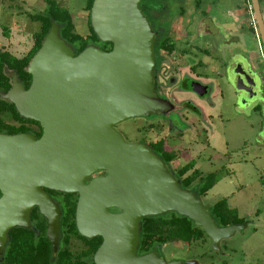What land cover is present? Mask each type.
Returning a JSON list of instances; mask_svg holds the SVG:
<instances>
[{
	"label": "water",
	"instance_id": "obj_1",
	"mask_svg": "<svg viewBox=\"0 0 264 264\" xmlns=\"http://www.w3.org/2000/svg\"><path fill=\"white\" fill-rule=\"evenodd\" d=\"M140 2L94 0L91 26L101 43L113 45L111 52L89 46L76 55L53 22L28 67L30 88L8 75L11 90L0 92V99L39 123L43 133L40 139L0 133V255L11 230L32 228L35 208L47 219V236L57 251L62 212L47 190L79 196V234L103 239L95 264H193L167 261L156 251L139 255L144 218L168 213L187 217L205 231L215 251L248 228L247 220L219 227L213 205L185 189L152 148L128 143L116 130L122 122L168 109V101L154 89L156 34ZM252 4L264 45L259 0ZM234 73L255 84L253 71L247 74L238 67ZM236 88L242 90L238 82ZM102 172L106 175L96 177Z\"/></svg>",
	"mask_w": 264,
	"mask_h": 264
},
{
	"label": "rangeland",
	"instance_id": "obj_2",
	"mask_svg": "<svg viewBox=\"0 0 264 264\" xmlns=\"http://www.w3.org/2000/svg\"><path fill=\"white\" fill-rule=\"evenodd\" d=\"M57 1L72 12L76 32L86 37L90 31L88 12L84 11L85 0ZM260 1L264 13V0ZM209 3L210 0H203L202 10ZM219 3L213 8L211 16L225 25L228 18L226 12H222L224 0H219ZM244 3L243 0H234L235 5ZM185 4L192 6L193 3L185 1ZM173 6L161 22L175 26L176 32L182 28L183 23L187 27L192 26L195 21H189V17L181 21L177 18V7ZM45 12L44 0H0V49L17 58L26 56L34 45L33 35L40 29V24L32 22L29 15H43ZM195 18L198 19V16ZM4 28L8 29L9 38L4 35ZM217 28L222 27L217 25ZM212 42H216L214 38ZM212 57L218 60L212 64L215 69H199L200 76H197L201 82L208 80L212 83V94L208 101L190 93L182 94L178 87L171 88L169 92L177 105L176 111L180 112L183 102L192 100L204 115L198 119L196 115L189 113V122H198L199 126L198 132L187 141H165L168 142L167 150L178 154V158L170 166L178 169L195 161V169L202 172L203 176L224 171L223 179L202 200L205 204L214 205L222 199H228L230 206L237 209L240 216L250 224L243 233L225 240L221 251L213 250L209 240L207 243H194L190 246L184 243L168 244L160 247L159 253L167 261L193 264H264V152L261 158L253 156L258 151V137L264 139V105L261 104L256 109L254 107L257 101L244 105V97L237 102L235 75L231 74V79L226 83L220 71L217 48L212 49ZM6 74L10 75L12 72L7 71ZM148 121L150 122L148 118H134L118 124L116 130L128 143H139L146 137L147 140L152 139L153 134L148 135L143 130ZM246 145L252 148L249 156L245 152ZM257 212L259 215H256Z\"/></svg>",
	"mask_w": 264,
	"mask_h": 264
},
{
	"label": "trees",
	"instance_id": "obj_3",
	"mask_svg": "<svg viewBox=\"0 0 264 264\" xmlns=\"http://www.w3.org/2000/svg\"><path fill=\"white\" fill-rule=\"evenodd\" d=\"M44 2L46 4L45 14L29 15L32 22L40 24L39 31L33 35L34 45L31 51L23 58H17L9 52L0 50V92H8L11 89L7 71L16 75L26 90L30 88L32 76L28 72V67L40 50L53 22L60 26L61 37L68 42L76 55L82 53L91 44L100 43L90 20L94 0H85L84 9L88 12L90 30V34L86 37L76 32L74 16L67 7L57 0H44ZM3 32L9 38L8 29L4 28ZM0 133L31 134L39 138L42 136L43 129L39 123L22 117L14 104L0 100ZM154 151L168 164L178 158L175 152L167 150L163 142L156 144ZM195 167L196 162L192 161L176 172L185 189H192L196 196L203 197L223 179L224 171L203 176L202 172ZM189 172L192 174L189 175ZM47 193L59 205L62 212L57 251L54 250L47 236V219L41 215L38 208H35L31 214V229L16 228L9 232L8 245L4 254L0 255V264H95L94 256L102 245L103 239H87L79 234L76 226L79 196L48 190ZM211 213L219 227L241 226L245 223V219L240 216L238 210L230 206L228 199L215 203ZM140 235L139 255L154 251L160 254V247L168 244L184 243L190 246L194 243H207L210 240L205 231L197 227L192 220L176 213L144 218Z\"/></svg>",
	"mask_w": 264,
	"mask_h": 264
},
{
	"label": "flooded vegetation",
	"instance_id": "obj_4",
	"mask_svg": "<svg viewBox=\"0 0 264 264\" xmlns=\"http://www.w3.org/2000/svg\"><path fill=\"white\" fill-rule=\"evenodd\" d=\"M185 1L192 2V6H190L191 4L186 5ZM210 1L211 3L208 4L205 10H202L203 0H141L140 2L141 9L156 34L154 45L155 66L153 70L155 77L154 89L162 99L168 101V109L158 115L148 117L150 122L148 121L143 128L148 132V135L153 134L152 139L147 140L146 137L142 141L140 140L139 143L147 145L153 151L155 145L160 142H163L166 147L168 142L165 141L184 142L191 138V135L195 132H198L199 123L193 121L190 123L189 113L191 112L200 119L204 116L201 108L192 100H186L183 102L180 112L176 111L177 105L169 92L171 88L178 87L179 92L182 94L190 93L203 101H208L209 96L212 94V83L208 80L201 82L197 76H200L199 69L207 70L210 67H212L211 70L215 69L212 64L218 60H214V57H212V49L214 48H217L219 53L217 59L220 60V71H222V78L226 83L231 79V74L235 75L234 72L238 67H241L247 74L253 71L252 78L255 82L253 85H250V83L252 84L250 79L247 83L243 81V77L237 79V75L234 76L236 83L238 82L242 89L240 91L236 90V101L238 102L239 98L242 97H244V105L257 101V103L255 102L257 104L254 107L255 109L261 104L264 105V45L254 18L252 0H243L245 2L243 5L233 4V6L229 5L232 0H224L225 5L222 6V12H226L225 15L228 18L225 25H221L219 19L217 21L211 16L213 8L216 7V4H220L219 0ZM259 3L264 19L260 0ZM173 5L177 7V18L182 21L189 17V21H195L192 26L187 27L183 23L182 28L176 32L175 26H168L167 23L161 22L165 14L173 9ZM232 7L237 10L234 14ZM195 16H198V19ZM217 25L222 28L218 29ZM212 38L217 42V45L216 42H212ZM107 44L100 42L93 43L90 46H95L105 52H111L113 45ZM1 51L7 52L5 50ZM234 79L232 78V80ZM248 90L249 92H247ZM236 107L238 106L236 105ZM35 137L37 139L41 138ZM175 153L177 154V152ZM178 169H173L176 175ZM105 175L106 173L102 172L96 177ZM189 190L193 192L192 189ZM112 212H117V210H112ZM256 215H259V213L257 212Z\"/></svg>",
	"mask_w": 264,
	"mask_h": 264
},
{
	"label": "crops",
	"instance_id": "obj_5",
	"mask_svg": "<svg viewBox=\"0 0 264 264\" xmlns=\"http://www.w3.org/2000/svg\"><path fill=\"white\" fill-rule=\"evenodd\" d=\"M233 1V2H232ZM232 1H230V3H229V5L231 6V4H234V0H232ZM232 11H233V14L235 13V12H237V10H235V7H232ZM262 132V131H261ZM250 140V139H249ZM248 143H250V141L248 142ZM257 145H258V151L257 152H255L254 154H253V156L254 157H258V158H261L262 156V153L264 152V139H262V137H258V143H257ZM250 149H252L251 148V146L250 147H248V145H246V149H245V152H246V155H251V150ZM247 157V156H246Z\"/></svg>",
	"mask_w": 264,
	"mask_h": 264
}]
</instances>
